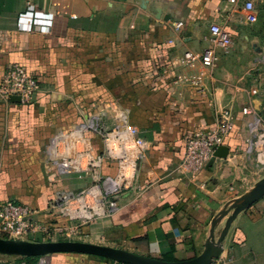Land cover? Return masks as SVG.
I'll list each match as a JSON object with an SVG mask.
<instances>
[{
	"label": "crops",
	"instance_id": "1",
	"mask_svg": "<svg viewBox=\"0 0 264 264\" xmlns=\"http://www.w3.org/2000/svg\"><path fill=\"white\" fill-rule=\"evenodd\" d=\"M247 2L255 6L254 22L247 20ZM29 5L52 16L48 33L18 30ZM213 24L233 45L228 53L217 48L219 60L208 69L201 55L212 47ZM187 52L196 56L190 64L183 63ZM14 64L35 76L40 89L29 104L0 100V204L27 205L44 230L61 218L53 215L54 189L45 181L59 192L87 187L76 180L54 186L55 174L45 169L46 146L92 119L104 132L125 124L143 145L135 186L118 198L116 212L87 231L109 247L193 260L204 253L214 219L261 180L252 178L250 125L258 119L264 127V0H0V83ZM199 75L197 82L181 81ZM224 110L234 125L224 145L228 158L215 157L196 175L185 173L188 139L212 130ZM89 136L100 152V136ZM117 165L107 161L104 176H115ZM227 218L218 220L216 240ZM38 239L49 242L41 232L29 241ZM84 256L100 258H45L82 264ZM22 258L42 257L0 254V264H33ZM213 264H264V197L232 223Z\"/></svg>",
	"mask_w": 264,
	"mask_h": 264
},
{
	"label": "built area",
	"instance_id": "2",
	"mask_svg": "<svg viewBox=\"0 0 264 264\" xmlns=\"http://www.w3.org/2000/svg\"><path fill=\"white\" fill-rule=\"evenodd\" d=\"M236 2V0H230ZM247 20L254 22L255 6L252 2L245 4ZM178 24L177 27H181ZM52 27V16L37 11L33 5L20 14L18 30L32 32L39 29L48 33ZM212 47L201 55L205 68L211 69L219 60L216 49L226 53L232 48L230 34L221 26L213 24L210 27ZM196 60L192 52L184 55L183 63L190 64ZM202 75L192 79L183 78L181 81H198ZM40 86L38 80L24 66L11 65L0 83V100L9 103L11 98L19 96L22 104L33 101ZM243 114L251 115L249 108L243 109ZM98 119L82 123L76 128L54 135L45 149V169L61 177L82 175L91 176L89 186L79 191H63L57 193L51 200L50 208L53 213L69 219L94 220L111 215L118 209V198L135 186L137 178V163L142 158L143 145L133 140L130 131L120 124L110 132H104V127ZM232 116L229 110H224L218 117L215 127L206 132L193 135L187 141L186 151L181 163L185 173L198 174L210 161L215 158L216 150L225 145L226 138L233 130ZM252 127L250 150L257 145L264 155V127L260 121H255ZM125 127V128H124ZM94 133L100 136L102 149L96 153L93 140L89 136ZM262 155V156H263ZM117 161L118 171L115 176H104L101 171L92 175L96 168L104 167L107 161ZM32 210L18 201H7L0 204V238L20 239L29 241L38 232L44 231L34 221ZM38 264H49L45 257ZM112 264H118L113 262Z\"/></svg>",
	"mask_w": 264,
	"mask_h": 264
},
{
	"label": "water",
	"instance_id": "3",
	"mask_svg": "<svg viewBox=\"0 0 264 264\" xmlns=\"http://www.w3.org/2000/svg\"><path fill=\"white\" fill-rule=\"evenodd\" d=\"M11 101L18 103L21 99L19 96H14L11 98ZM228 155L229 149L226 146L219 147L215 152V157L220 159H227ZM263 197L264 177L254 185L248 194L235 200L227 210L222 211L214 219L204 253L190 261H166L139 255L127 250L79 241L30 242L27 240L5 238H0V254L20 257H48L53 254L75 253L104 258L118 264H213L223 251V242L230 231L232 223L242 212L250 209ZM226 216L228 218L225 227L216 240L215 230L218 220Z\"/></svg>",
	"mask_w": 264,
	"mask_h": 264
},
{
	"label": "rangeland",
	"instance_id": "4",
	"mask_svg": "<svg viewBox=\"0 0 264 264\" xmlns=\"http://www.w3.org/2000/svg\"><path fill=\"white\" fill-rule=\"evenodd\" d=\"M100 124L102 125L101 121H100ZM102 126L104 127V125ZM256 148H257V145L252 150L253 151L252 152L253 153L252 154V166H253L252 167V174H253L252 178L253 180L262 179L264 177V161L262 157L263 153H262L261 148H258V149ZM100 171L102 175H104L103 174L104 167L96 168V170L92 172V175L97 174ZM90 177L91 176H88L85 178L82 175H72L69 177H61L56 174L55 179H54L55 182H53V185L55 186L57 183H59L60 180L62 181L65 180L66 182H70V181L72 182L76 180L77 182L85 181L87 182V186H89V184L91 183ZM62 181H61V184H62ZM45 185L52 190L54 189V193L51 196L52 199L54 198L56 193H58L61 190V189L59 190L57 189L58 186H56L55 188L49 186L50 184L48 183L47 180L45 181ZM69 188L67 191H70ZM77 190H80V189H77ZM53 215L54 217L59 216L56 213ZM59 220H60V225L54 226L52 223L47 224L48 226L45 228L44 231L41 232L45 235L46 240L48 241H79V242L92 243L96 245H103V246L105 245L104 238H101L98 235H90L89 233H87L88 229L91 226L94 227L97 224H100V221L102 220V218L94 219V220H85V219H69V218L61 217ZM80 258L85 259L84 260L85 262H83L82 264H104V258L97 259V258H92L89 256L88 257L84 256ZM111 262H107V263L111 264Z\"/></svg>",
	"mask_w": 264,
	"mask_h": 264
},
{
	"label": "trees",
	"instance_id": "5",
	"mask_svg": "<svg viewBox=\"0 0 264 264\" xmlns=\"http://www.w3.org/2000/svg\"><path fill=\"white\" fill-rule=\"evenodd\" d=\"M36 242H42V240L38 239V240H36ZM22 259H26L28 261H31V263L35 264L38 261L39 258H22ZM160 259L161 260H166V259H162V258H160ZM166 261H169V260H166ZM108 262H111V261H108ZM112 263L113 262H111V264Z\"/></svg>",
	"mask_w": 264,
	"mask_h": 264
}]
</instances>
